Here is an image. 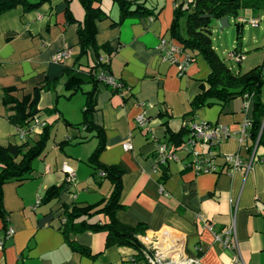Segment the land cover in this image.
<instances>
[{
    "label": "crops",
    "instance_id": "0c3cea01",
    "mask_svg": "<svg viewBox=\"0 0 264 264\" xmlns=\"http://www.w3.org/2000/svg\"><path fill=\"white\" fill-rule=\"evenodd\" d=\"M188 1L147 0V5L157 11L155 16L112 25L118 20L117 6L110 0H101L100 6L108 17L96 22L95 40L97 44H109L111 53L100 51V61L128 89L116 93L103 83L97 84L92 121L102 129L105 144L99 161L123 170L119 193L123 209L116 212V217L129 226H144L138 240L179 235L184 252L197 258L196 264H264V161L256 162L245 173L228 171L219 156L215 172L200 174L182 165L181 152L179 161L156 162L157 143H167L163 119H168V127L174 132L190 119L221 123L227 126L229 136L217 144V154L239 152L247 158L254 150L256 157L264 159V148L256 147L248 136L241 135L242 124L252 116L251 98L235 96L224 106H203L192 116L187 115L190 100L209 74V67L201 56H196L179 75L176 65L163 60L155 47L160 37L173 41L168 34L173 9ZM69 8L75 19L81 21L80 4L71 0ZM63 9V0H49L29 12H23L18 5L0 15L1 145L22 141L16 135V127L7 120L10 112L2 103L3 90L12 87L11 94L20 98L43 78L56 80L54 89L40 91L37 104L38 118L50 125V137L53 134L51 146L32 161L29 178L8 180L1 187L4 216L0 215V239L5 222L13 226L14 233L0 248V264H144L140 260L134 262L130 247L106 248L103 231L86 230L69 236L85 246L92 257L71 249L61 232L64 206L73 202L95 203L111 190L110 182L98 173L93 175L86 163L96 144L93 133L82 124L85 93L91 83L84 81L74 93L64 87L65 65L78 64L81 69L92 60L85 55L74 62L78 53V22L66 23ZM240 15L264 19V11L245 9ZM230 22L234 20L228 17L227 26ZM210 24L217 27V19ZM244 24L241 58L238 63L225 61L239 72L264 62V27L248 23V29ZM62 48H69L70 56L63 63L53 61V55ZM261 101L264 104V84ZM159 111L165 112V117H158ZM141 113L148 119L145 128L135 123ZM126 141H130L131 150L123 149ZM63 163L74 172L72 184L65 182ZM51 185H62L61 191L56 198L43 202L41 197ZM160 186L166 195L160 192ZM88 221L101 223L105 217L96 214ZM231 226V241L235 240L237 246L234 250L213 237Z\"/></svg>",
    "mask_w": 264,
    "mask_h": 264
},
{
    "label": "trees",
    "instance_id": "16d2710c",
    "mask_svg": "<svg viewBox=\"0 0 264 264\" xmlns=\"http://www.w3.org/2000/svg\"><path fill=\"white\" fill-rule=\"evenodd\" d=\"M47 1L49 0H0V15L18 5L22 7L23 12H29ZM70 1L63 0V12L66 23L78 22V53L74 62L78 63L81 56L87 55L90 56L92 63L81 69L78 64L75 67L65 65L63 67V73L66 76L64 87L74 93L81 89L84 81L91 83L90 89L85 93L82 124L87 131L93 133L96 144L87 157L86 163L92 168L93 175L103 173L101 176L110 182L111 190L107 197L101 198L95 203L82 205V203L73 202L64 206L61 214V232L71 249L92 257L93 255L85 246L78 245L70 240L69 236L86 230L91 232L103 231L106 233V248L112 246L130 247L134 251V262L139 260L144 262L141 253L142 245L138 240V235H142L144 232V226L141 224L129 226L121 223L116 217V212L123 209V205L119 201L123 170L118 165H105L99 161V155L105 146L104 134L102 129L92 121L98 83L111 87V91L116 93L128 89L119 79L116 80L120 86L113 87L99 78L102 72L110 75L108 65L100 61V51L110 54L111 50L107 43L97 44L95 40L96 22L107 18L108 14L101 8V0H76L83 10L81 21H77L69 8ZM110 1L117 6L119 12L118 20L112 25H117L126 19L153 17L157 14L154 7L147 5V0ZM245 9L255 12L264 11V0H189L185 5L178 4L174 7L168 34L175 43L190 54L191 62L196 56H201L209 67V74L199 84V91L190 100V111L187 115L192 116L197 109L203 106L214 104L224 106L235 96L250 95L253 100V111L249 119L250 127L247 130V136L254 143L256 141V147L264 148V104L261 101V87L264 84V62L244 72H239L232 65H227L218 56L211 44V21L228 16L234 20L235 25L234 46L230 52L240 55L243 23L237 21L236 18L241 16V11ZM55 85L56 80L45 77L39 85L33 87L30 92L23 94L20 98L11 94L14 88H5L2 103L10 112L7 115V120L15 127L25 128L29 126L33 116L39 110L37 104L40 91L54 89ZM169 116L170 114H168ZM158 117H165V112L159 111ZM167 122L168 119H163L161 122L167 134V144L173 151H178L190 128L183 123L181 128L174 132L170 130ZM49 137L50 125L45 124L38 134H33V136L28 134L20 143L0 144V215L2 217L4 216L2 185L8 180L22 181L30 177L29 175L33 170L32 161L42 154ZM61 188L62 185L49 186L44 191L41 200L48 202L56 198ZM96 214H102L105 221L101 223L89 222L88 220ZM6 225L5 222L4 226Z\"/></svg>",
    "mask_w": 264,
    "mask_h": 264
},
{
    "label": "built area",
    "instance_id": "2783aa9c",
    "mask_svg": "<svg viewBox=\"0 0 264 264\" xmlns=\"http://www.w3.org/2000/svg\"><path fill=\"white\" fill-rule=\"evenodd\" d=\"M150 19V18H149ZM237 21L241 23H249L252 26H257L260 22L256 18H246L244 16H238ZM156 50L160 54L161 58L169 63L175 64L178 70V74L182 75L186 67L190 64V54L183 50L180 45L170 39L160 37L156 45ZM70 56L69 48H62L56 52L52 59L58 63H63ZM227 58L231 61L238 62L241 58L240 55H236L232 52L227 53ZM99 78L110 86H120L117 83L116 78L111 75L104 74L99 75ZM244 98H251L250 95L245 94ZM135 123L140 128H145L147 125V118L144 113L138 114L135 118ZM46 123L38 118L35 114L31 120L29 126L22 128L16 127V135L20 139H25L28 134H38L42 127ZM185 124L190 128L187 136L184 138V142L178 151H173L166 142H159L154 150L156 162L163 164L166 162L179 161L178 153L182 152L183 157L180 160L184 167L191 169L194 173H208L216 171V158L221 157L224 166L228 171L243 170L247 173L256 162L264 161L261 157L255 156L253 150L249 153L247 158H242L239 152L228 153L219 155L215 152V147L225 137L229 136V130L226 125L221 123L207 122V121H195L187 120ZM250 127L249 119L245 120L241 126V135L247 136V130ZM256 145V141H255ZM200 146H204L202 150ZM124 150H131L132 145L130 141H126L122 145ZM61 170L65 173V182L72 184L75 181V175L73 170L63 163ZM100 175H103L101 172ZM160 192L166 195L163 187L160 186ZM40 198L36 201L39 202ZM208 228L210 226H207ZM211 229V227H210ZM14 233V228L11 224L7 223L4 228L3 235L0 239V248L3 245L4 240L9 239ZM234 233L233 226L228 227L220 233H214L213 237L219 241L223 246L234 250L237 248L236 241L232 239ZM140 243L142 245L141 253L144 257V264H196L198 259L188 256L183 248L181 237L179 235L167 237H140ZM237 256H234V260Z\"/></svg>",
    "mask_w": 264,
    "mask_h": 264
},
{
    "label": "rangeland",
    "instance_id": "374dc122",
    "mask_svg": "<svg viewBox=\"0 0 264 264\" xmlns=\"http://www.w3.org/2000/svg\"><path fill=\"white\" fill-rule=\"evenodd\" d=\"M74 1H76V0H74ZM259 26L264 27V19H261ZM244 27L248 28V27H250V25L248 23H245ZM210 30H212L211 44L215 48L216 53L224 61L230 62L227 59V52H230V50L234 46V38H235V25H234V23L230 22V25L223 28L222 30H220L218 26L214 27V28H212L210 26ZM248 31L251 32V30H248ZM252 31H254V30L252 29ZM262 49H264V47H262ZM59 133H60V130H59ZM89 137H90V134H89ZM52 140H53V134H51V137L46 142L45 148L51 146ZM45 148H44V150H45Z\"/></svg>",
    "mask_w": 264,
    "mask_h": 264
},
{
    "label": "water",
    "instance_id": "95a60500",
    "mask_svg": "<svg viewBox=\"0 0 264 264\" xmlns=\"http://www.w3.org/2000/svg\"><path fill=\"white\" fill-rule=\"evenodd\" d=\"M227 19H228V16H224V17L217 19V25L220 30L227 26Z\"/></svg>",
    "mask_w": 264,
    "mask_h": 264
}]
</instances>
